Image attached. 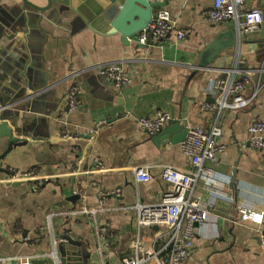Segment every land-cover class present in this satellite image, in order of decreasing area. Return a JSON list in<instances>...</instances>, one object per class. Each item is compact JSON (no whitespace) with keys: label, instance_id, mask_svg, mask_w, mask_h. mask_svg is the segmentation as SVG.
Instances as JSON below:
<instances>
[{"label":"crops","instance_id":"obj_1","mask_svg":"<svg viewBox=\"0 0 264 264\" xmlns=\"http://www.w3.org/2000/svg\"><path fill=\"white\" fill-rule=\"evenodd\" d=\"M28 1L48 6V0ZM212 6L213 0L170 1L152 11L153 17L161 8L171 12L176 31L167 40L143 45L141 32L125 45L120 36H109L111 28L101 17L88 26L71 10L70 0H52L44 13L21 0L0 2V99L14 101L8 112L25 129L19 137L23 144L10 151L8 140L0 139V257L62 264L63 235L95 255L88 264H121L139 239L141 248L151 249L157 229H146L139 238L131 207L159 201L166 189L164 167L192 169L181 143H154L140 128L141 119L164 113L205 130L218 121L223 130L219 162L205 164L217 175L205 178L196 191L211 204L210 218L197 227L186 264H264V150L247 144L251 125L264 122V22L243 35L232 20L209 22ZM248 6L264 14V0H250ZM177 31L185 33L183 40ZM229 31L237 34L236 47L211 69H200L201 53ZM107 63H122L131 81L117 89L97 69ZM235 67L253 71L242 93L249 105L219 114L213 84L225 78L221 70ZM73 87L80 92L74 109L69 106ZM139 167L152 179L138 188L134 170ZM13 172L33 179L10 181ZM100 202L103 256L96 253L93 218L63 214ZM241 207L263 215L259 231L245 226Z\"/></svg>","mask_w":264,"mask_h":264},{"label":"built area","instance_id":"obj_2","mask_svg":"<svg viewBox=\"0 0 264 264\" xmlns=\"http://www.w3.org/2000/svg\"><path fill=\"white\" fill-rule=\"evenodd\" d=\"M151 4L166 3L174 0H147ZM250 0H213V6L206 13L207 20L213 24H221L232 20L238 25L239 32L243 35L259 30L264 22L263 11L256 7H249ZM176 31V22L172 19L171 12L167 8H161L153 17L151 24L145 29L139 38V43L146 45L150 41H165ZM177 39L183 40L185 33L177 31ZM101 74L113 82L117 89H121L131 81V75L126 71L122 63H107L97 68ZM225 78L219 79L213 84L217 95V110L219 114L225 109L241 110L249 105V100L242 93L253 81V71L241 70L238 67L223 69L220 71ZM76 76V74L74 75ZM257 87V85H256ZM79 89L73 87L69 95V106L74 109L78 105ZM255 93V92H254ZM207 105H205V108ZM169 121L164 113H157L154 118H145L139 121L142 130L153 136L159 132ZM187 136L181 143L183 154L190 160L192 169L181 170L173 166L164 167L162 181L166 189L157 203H138L131 207L136 213V230L140 235L146 229L156 230L155 239L151 249L144 250L139 242L135 243V251L125 258L121 264H186L191 255L196 239L197 227L205 225L210 218L209 202L204 201L196 194L197 188L205 178L216 177L217 172L206 163L217 164L224 146L220 143L223 130L218 121L205 130L198 125H185ZM93 134V133H92ZM247 144L254 149L264 150V122L253 123L249 128ZM136 187L151 182V173L146 168L134 170ZM31 174L13 172L10 181L32 180ZM99 207L84 208L80 211L63 213L65 216L75 217L88 215L93 218L96 225L98 245L96 253L103 256L105 229L98 226ZM242 222L250 229L259 231L263 220L261 213H256L248 207L240 208ZM53 216V215H52ZM52 216L49 218L52 219ZM53 232V225L49 226ZM264 247V233L260 237ZM164 240L160 248L157 242ZM54 257L55 253H54ZM57 258V257H56ZM0 264H31V258H3ZM101 264H105L103 260Z\"/></svg>","mask_w":264,"mask_h":264},{"label":"water","instance_id":"obj_3","mask_svg":"<svg viewBox=\"0 0 264 264\" xmlns=\"http://www.w3.org/2000/svg\"><path fill=\"white\" fill-rule=\"evenodd\" d=\"M3 0H0V2ZM25 6L44 13L52 7V0H48L46 8H38L28 0H21ZM166 3L151 4L147 0H70V8L80 16L89 26L95 19L102 18L110 26L109 36L118 35L125 45L130 44V39L149 27L153 19V9L164 7ZM237 34L234 31L220 34L200 55L197 66L200 69H211V65L222 53L235 48ZM7 93L10 92L7 90ZM0 99V139L8 140L9 151L13 147L23 144L19 137L25 129L19 128L20 118L9 114V108L14 103H5ZM187 136L186 127L179 121L169 120L166 128L154 134L152 141H169L173 144L184 142ZM63 241L59 244L62 264H88L95 255L89 254L87 248L80 240L68 235L60 237Z\"/></svg>","mask_w":264,"mask_h":264}]
</instances>
